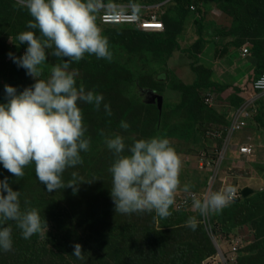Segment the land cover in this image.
<instances>
[{
	"label": "rangeland",
	"instance_id": "1",
	"mask_svg": "<svg viewBox=\"0 0 264 264\" xmlns=\"http://www.w3.org/2000/svg\"><path fill=\"white\" fill-rule=\"evenodd\" d=\"M166 1L168 0H99L98 8L102 7L101 4L117 6L118 8L149 5L153 8L156 16L164 22L166 16L176 15L174 3ZM204 3V6L198 8V17L201 21L198 24L199 33H204V36L209 38L208 40L214 39L215 49L219 51L241 50L243 47H247L250 55L257 62V67H255L257 73L252 67L248 76L245 75L243 78L245 79L244 85L230 86L232 94L240 93L246 97L244 94L246 82H251L255 76L264 71V0H259L258 4L247 0L241 7L233 5L231 0H204ZM248 10L256 11L255 14L258 13V15L248 21L246 20L247 16L244 15V12ZM11 11L12 17L9 23L8 18H4V16L8 13L10 19ZM1 12L3 14H0V19H3L4 23L0 25V99L6 97L4 85H9L2 58L12 60L9 53L20 57L25 52L27 45H17L16 37L21 31L31 30L27 28V22L31 17L27 10L16 4V0H0ZM181 16L178 17V20ZM176 21V17L173 20L171 18L168 27L165 23V32L160 36H147L146 43L142 42V46L137 49L138 51L126 50V41L130 42L124 36L125 34L132 35L130 33L133 29L130 27L98 25L102 34L108 39L112 59H98L94 55L86 54L79 62H73L69 70L76 73L77 87L83 86L86 91H93L103 96L101 114L105 111L104 104L112 107L125 106L127 112L119 122L125 121L129 125L127 119L129 113H132L136 108L142 110L138 128L140 136L138 138H150L159 135L169 140L170 145L182 161L181 188L185 183L190 182L194 186L191 191L202 196L209 189L210 179L216 171L219 173L216 175L215 182L212 183L214 185L212 191L232 187L238 188L241 194L242 189L248 187L252 190L249 197L256 196L264 190V136L255 133L252 126L236 131L229 144H238L242 140L243 143L252 145L253 157L241 156L237 151H234L235 147L230 146L224 162H220L215 167L221 147L216 145V142L211 138L204 136L202 129L215 126L227 129L228 123L231 122V113H228L229 122L227 124L219 123L218 120L215 121L212 117H208L201 109L196 110L195 104L198 101L197 95L202 96L203 93L205 98H211V103L204 100L208 106H211L210 108L216 110L221 108L222 112H228L231 107L228 105L229 102L224 99V94L227 92L215 93V89L199 81L197 74L209 72V70L201 66L193 55L183 51L188 45L182 43L181 47L186 46L185 48H176L175 45L165 42L169 40L166 36L171 38L175 32L179 24ZM248 23L253 24V28L257 30L254 36L241 33V27H248ZM36 34L39 36L38 31ZM121 35L123 37H120ZM190 39L191 35L184 43L189 42ZM199 49H194L193 53ZM255 49L263 50L262 57L257 58L253 54ZM98 61L103 65L111 63V66L106 72L99 69H87V66L93 63L97 64ZM45 63L42 78H46L51 67L62 63V60L52 56L50 50H46ZM226 71L228 70L226 69ZM24 74L28 80L34 81L32 77L26 74L25 69ZM102 76H105L108 81L102 82L100 79ZM138 85H142L143 89H140ZM154 93L163 96L164 106L161 109L158 107L157 110V98L154 97ZM232 101L230 100L235 104L234 99ZM83 103L85 104L81 101L78 105ZM88 108L91 111L96 110L92 104H88ZM251 113L253 122L258 124L260 128H264V102H260L252 108ZM105 121L108 126L111 124L109 119ZM147 122L151 123V127L145 125ZM123 132L126 130L119 126V134L121 135ZM106 133V136H111L112 130L108 128ZM205 159H208L211 164L201 167L205 164ZM203 177L206 180L201 182ZM177 194L184 195L182 191H178ZM43 204L48 205V203ZM246 207L247 204L244 201L240 204L228 205L219 214L205 216H201L192 208L186 213L177 215L172 207L170 209L171 215L167 218H161L155 214V228L186 225L189 217H195L197 224L203 225L207 233L205 240L199 238L198 244L205 246L207 243L213 247V252L209 257L204 258L200 264H212V260H215L217 264H243L241 260L247 259L248 261L256 254V252L245 253L246 248L259 241L257 238L258 229L242 217V211L246 210ZM36 209L39 210V206H36ZM216 241L217 244L219 242L217 247L213 244ZM236 244L240 248L236 255L231 256L230 249ZM218 249L222 255L221 258H218ZM223 257L226 263L223 261Z\"/></svg>",
	"mask_w": 264,
	"mask_h": 264
},
{
	"label": "clouds",
	"instance_id": "2",
	"mask_svg": "<svg viewBox=\"0 0 264 264\" xmlns=\"http://www.w3.org/2000/svg\"><path fill=\"white\" fill-rule=\"evenodd\" d=\"M16 4L30 15L27 28L31 30L21 31L16 37L17 45H27L25 52L20 57L12 53L9 56L25 69L34 83L20 92L4 85L7 99L0 103V164L16 180L23 178L25 169L32 165L37 180L48 192L70 187L75 193L79 183L85 180L76 172L71 173L67 182L62 177L67 169L83 163L81 152H88L91 144V139L85 136L87 129L78 104L82 101L99 110L103 96L86 91L83 86L77 87L76 73L69 69L86 54L112 59L108 39L96 23L99 0H16ZM46 50L62 63L53 65L48 76L42 78ZM104 109L111 115L108 104H104ZM120 127L126 130L129 125L121 121ZM100 135L113 156L108 171L115 213L154 212L167 218L170 209L177 205L178 191H182L185 204L190 200L191 208L205 216L221 213L235 197L232 187L217 191L211 188V192L206 191L202 196L191 191L194 186L190 182L181 188L182 161L165 137L133 138L126 145L120 134L106 136L101 131ZM20 195L7 178L0 180V250L9 251L12 247V229L5 226L8 221L15 223L24 239L47 228L40 212L29 207L28 201H24L22 208ZM176 208L179 210V206ZM186 226L195 230V217H189ZM213 244L217 247L219 242ZM73 254L83 258L79 243L74 244ZM217 254L222 256L219 249Z\"/></svg>",
	"mask_w": 264,
	"mask_h": 264
},
{
	"label": "trees",
	"instance_id": "3",
	"mask_svg": "<svg viewBox=\"0 0 264 264\" xmlns=\"http://www.w3.org/2000/svg\"><path fill=\"white\" fill-rule=\"evenodd\" d=\"M170 1L174 3L176 15L166 16L164 22L158 17L164 25L163 30L160 31L143 30L136 24L130 23L101 22L99 14L102 11L118 8L112 5L103 4L101 8H98L96 23L103 26L130 27L133 29L132 33H130L132 35L125 34L124 36L130 42L126 41V50L138 51L137 49L142 46V42L146 43L147 36H160L163 34L166 29L165 23L168 27L169 20L171 18L173 20L174 17L177 18L179 24L171 38H169L170 36H166L169 40L165 42L175 45L176 48H180L178 36L187 18L193 17V22L197 25L198 38L183 51L189 53L191 56L193 55L201 66L209 70V72L205 71V73L200 72L197 74L201 83L215 89V93L225 91L229 87V84L215 80L211 66L206 62L200 61L199 58V52L202 51L204 44L207 42V37L204 36V33L200 34L198 31V24L201 22L198 17V8L205 5L204 0H168L166 2ZM231 1L236 7H241L247 0ZM250 2L258 4L259 0H250ZM191 3L196 4L195 10L190 9ZM122 8L140 13L143 17L154 12L153 8L149 5L122 6ZM255 12L249 10L244 12V15L247 16L246 20L250 21L255 18L258 15ZM0 14H3V12ZM179 16H181L180 20H178ZM11 17L12 11L10 19L8 13L4 16V18H8L9 23L11 22ZM3 23V19H0V25H3ZM247 25L249 26L241 27V33L254 36L257 30L253 28V24L248 23ZM120 37L123 36L121 35ZM197 48L200 49L193 53L194 49ZM262 52V49L253 50V54L257 58L262 57ZM247 56H249L250 67H253L254 72L257 73L255 69L257 62L250 55V51ZM2 63L6 67L5 73H7L9 85L16 88L17 92L22 91L25 87H30L34 83V81L27 79L24 69L18 67L13 60H5V57H3ZM110 66L111 63L103 65L98 61L97 64L93 63L87 66V69H99L106 72ZM257 76L251 82H246V89L244 90L246 97L239 93L232 94L229 92L227 95L226 93L224 94L226 95L224 99L229 102L230 107H239L247 98L254 94L251 86ZM100 79L102 82L108 81L105 79V76H102ZM138 87L143 89L142 85H138ZM197 96L198 101L196 104L194 102L196 110L198 108L201 109L208 117H212L215 121L218 120L219 123L223 122L227 124L229 122L228 112H222V109L219 111L215 108H210L211 106H208L204 101L205 96L203 93L202 96ZM6 99V97L1 98L0 103H5ZM232 99H234L235 104L232 103ZM260 102H264V97L259 96L257 98L256 104ZM78 106L82 110L84 125L87 129L85 136L91 139V144L88 152L81 153L83 163L75 168L67 169L62 177L67 182L71 179V173L76 172L79 178L85 180L79 183L78 190L75 193L70 187L48 192L46 186L37 180L32 165L25 169L23 178L16 180L0 164V180L7 178L12 189L20 192L22 208L24 207V201H28L29 207L36 208V206H39L38 211L40 212L41 219L43 220L44 218L47 224V228L42 229L40 233L33 235L29 239H24L15 223L8 221L5 226L12 229L13 243L11 250H0V264H200L204 258L209 257L213 252L212 245L207 243L205 246L198 244L199 238L205 240L207 236L205 228L200 223L197 224L195 230L186 225H173L157 229L155 228L156 215L154 212L133 213L131 215L115 213L114 203L110 196L111 174L108 171L113 161V156L103 143V137L100 133L103 131L104 135H107L106 130L109 128L112 130L111 135L119 134V120L122 119L127 109L122 105L118 107L109 106L111 115H108L106 111L101 114L103 110L101 106L99 110L96 109L94 111L88 108L87 103ZM141 115L142 110L137 108L132 113H129L127 117L129 127L126 129V132L121 133L126 145H130L133 138L139 139L138 128L140 126ZM106 119L111 121L109 126L105 121ZM188 122L190 123V120ZM249 124L253 125L257 133L264 136L263 127L261 129L252 119ZM145 125L151 127V123L149 122ZM219 128L221 126L204 127L202 129L203 135L211 138L218 146L221 145L222 139L211 135L209 130ZM197 129L199 128L197 127ZM203 180H206L205 177H203L201 182H204ZM244 201L247 207L246 210L242 211V217L248 223L254 224L258 229L257 238L259 241L256 244L249 245L246 250L244 249V252L247 254L255 252L256 254L248 261L247 259H243L241 262L243 264H264V190L253 197L247 196L244 198L241 195L235 198L229 205L240 204V202ZM43 203H48V205ZM190 208L191 205L185 210H177L174 205L172 209L179 215L186 213ZM76 243L81 245L83 252L82 259L73 254L74 244Z\"/></svg>",
	"mask_w": 264,
	"mask_h": 264
},
{
	"label": "built area",
	"instance_id": "4",
	"mask_svg": "<svg viewBox=\"0 0 264 264\" xmlns=\"http://www.w3.org/2000/svg\"><path fill=\"white\" fill-rule=\"evenodd\" d=\"M190 9L195 10L196 5L194 3L190 4ZM99 19L103 23H127V24H136L139 28L148 31H160L163 30L164 25L163 22L158 19L155 12H151L148 16L143 17L140 13H137L132 10H126L123 8L114 9V10H104L99 14ZM249 53V49L247 47H243L241 49V54L246 56ZM254 91V95L250 97L246 102H244L239 108H237L232 116L231 123L227 129H212L209 130V133L217 138L222 139V147L220 152L218 153L217 162L215 167H217L220 162L225 157V153L229 147L230 140L232 139L234 133L236 131H240L247 127L249 120L251 119V110L256 105L257 98L264 97V72L260 73L252 82L251 86ZM205 101L207 103H211V98L206 97ZM238 154L245 157H253L254 150L253 146L250 144H243L238 147ZM211 164L208 159H205V164L201 167ZM218 172L214 171V174L209 182V190L211 192L212 183L215 181V177ZM235 189V198L240 197V190L238 188ZM233 199V200H234ZM232 200V201H233ZM185 195L177 194L176 207L179 206V210L186 209L191 201L189 200L187 204H185ZM231 201V202H232ZM240 246L238 244L234 245L230 249V255L234 256L238 252ZM222 256L218 255V258ZM223 261L226 263L225 258L223 257ZM212 264H217L215 260H212Z\"/></svg>",
	"mask_w": 264,
	"mask_h": 264
},
{
	"label": "crops",
	"instance_id": "5",
	"mask_svg": "<svg viewBox=\"0 0 264 264\" xmlns=\"http://www.w3.org/2000/svg\"><path fill=\"white\" fill-rule=\"evenodd\" d=\"M189 35H191L190 41L187 43H184V41L187 40ZM197 38H198L197 25H195V23L193 22V17H190V19L187 18L184 24V27L178 36L180 47L183 44H185L186 46L191 45L193 42L197 40ZM208 39L209 38H207V42L206 44H204L202 51L199 52L200 61L206 62L209 66H211V68L213 69V78L215 80L221 83L229 84V87L225 89V91L227 92L226 93L227 95L229 92H231L230 86L244 85L245 79L243 78H245V75L247 77L248 74L251 72V67L249 65L250 62L247 63V61H249V56H242L241 50L239 49H231V50L228 49V50L219 51L218 49H215V42H213L214 39H211V38L210 40ZM182 47L185 48L184 46ZM226 69L228 71H226ZM220 109L221 108H218L219 111H221ZM234 110H235V107H231V110H229L228 113L230 112L232 116V113ZM251 126L253 127V125L251 124L248 127H251ZM253 130L254 132L256 131L254 127H253ZM243 144H246V143L245 142L243 143L241 140L240 143L238 144L233 143V144H230V146L235 147L234 151L236 152L238 147Z\"/></svg>",
	"mask_w": 264,
	"mask_h": 264
},
{
	"label": "water",
	"instance_id": "6",
	"mask_svg": "<svg viewBox=\"0 0 264 264\" xmlns=\"http://www.w3.org/2000/svg\"><path fill=\"white\" fill-rule=\"evenodd\" d=\"M153 95H154V97L157 98L158 107H159V109H161L162 108V104H163V96L160 95V94H155V93ZM251 193H252V190L250 188H248V187L243 188L242 191H241L242 197H244V198L249 196Z\"/></svg>",
	"mask_w": 264,
	"mask_h": 264
}]
</instances>
